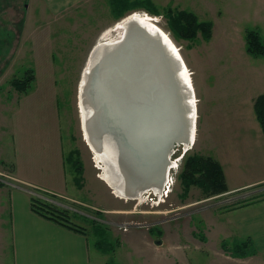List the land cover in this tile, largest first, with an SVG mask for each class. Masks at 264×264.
<instances>
[{"label": "rangeland", "instance_id": "374dc122", "mask_svg": "<svg viewBox=\"0 0 264 264\" xmlns=\"http://www.w3.org/2000/svg\"><path fill=\"white\" fill-rule=\"evenodd\" d=\"M134 14L148 15L176 46L193 91L192 68L207 77L211 122L219 126L229 120V129L248 133L244 140L238 134L226 137L222 145L175 146L167 190L161 197L146 192L141 201L117 199L101 181L83 140L78 108V85L90 52L117 38L116 28ZM248 31L258 32L264 42V0H0V125L9 126L14 137L27 140L32 133L34 150L28 155H36L38 169L31 182L46 191L31 196L74 216L73 223L86 232L92 264L95 259L106 264H264L250 241L221 240L219 221L224 212L264 201V182L209 196L197 181L196 167L195 184L183 175L190 158L217 154L230 182L259 177L248 174L254 163L264 169V144L250 103L264 96V57L246 52ZM206 59H212L208 66ZM27 84L25 91L17 89ZM163 84L167 90V81ZM212 109L221 113L219 121ZM58 111L61 145L55 136ZM60 153L66 161L59 166L63 176L40 167L43 155ZM235 163L245 167L240 174ZM9 167L0 165V189L11 188L7 184L25 188Z\"/></svg>", "mask_w": 264, "mask_h": 264}, {"label": "bare ground", "instance_id": "6f19581e", "mask_svg": "<svg viewBox=\"0 0 264 264\" xmlns=\"http://www.w3.org/2000/svg\"><path fill=\"white\" fill-rule=\"evenodd\" d=\"M116 30L117 38L93 47L80 77L83 140L114 197H161L172 146L195 142L193 87L179 50L148 15L128 16Z\"/></svg>", "mask_w": 264, "mask_h": 264}, {"label": "crops", "instance_id": "0c3cea01", "mask_svg": "<svg viewBox=\"0 0 264 264\" xmlns=\"http://www.w3.org/2000/svg\"><path fill=\"white\" fill-rule=\"evenodd\" d=\"M208 60L212 59H206L204 63L207 66ZM191 62H193L192 59ZM192 69L196 73L194 91L197 100L194 145L200 143L199 141L203 142L204 145L208 143L222 145L226 143L227 138L236 136L237 134L238 137H241V140H244L248 136L247 131L244 132V129L235 131L231 130V128L229 129V120L226 124H219V126L211 122V109L207 105L209 88L204 81L207 77L202 79L199 73L196 72L197 68L193 67ZM58 98L57 90V100ZM250 99L252 110H254V98ZM58 116L60 117L59 111L55 136L61 145L63 136L62 130L60 132ZM213 116L216 121H219L221 113L213 112ZM257 123L259 127L258 131H256L257 137H259L260 144H264V136L258 121ZM8 128L9 126L0 125V165L2 163L9 165V169L16 182L25 185V188L22 186L18 187V184H7L11 188L1 187L0 189L4 190L0 198V264H92L86 232L83 234L65 228L31 211L30 198L33 192L35 190L46 191L34 186L31 182L32 176L37 173L38 169L36 155H28V153L34 150V147L31 145L34 144L35 140L32 133H29L27 137L28 142L24 137L19 138L18 134L14 137L7 130ZM15 144H17L16 149H14ZM201 146L202 144L198 145L199 153L204 154L202 153L203 147ZM18 147L23 152V155L26 156L19 154ZM206 152L209 155L207 150ZM217 155L212 158L217 160L221 165L227 186L225 194L239 192L264 182L263 166L257 167L256 163L250 166L248 174L251 173L259 177L254 178V180L249 178L242 181H228L223 166L225 164H223ZM39 163L41 164V168L54 170L58 175L63 176L59 166L65 167L66 161L61 153L58 156L50 154L48 157H45L43 155ZM235 166V171L237 170L239 174L241 172L240 167L245 168L236 163ZM254 166L257 169H254ZM70 173L72 176L71 171ZM71 179L72 183H74V176ZM47 191L51 193V191ZM52 194L55 195L54 193ZM219 217V221L223 227L221 240L225 239L228 243L234 241L245 242L248 240L251 242L256 255L264 257V201H257L242 208L232 209L231 211L222 213ZM97 260H94L95 264H101L102 261L103 264H106V260L101 259L100 263ZM147 264L155 263L148 262ZM157 264L163 263L158 262Z\"/></svg>", "mask_w": 264, "mask_h": 264}, {"label": "trees", "instance_id": "16d2710c", "mask_svg": "<svg viewBox=\"0 0 264 264\" xmlns=\"http://www.w3.org/2000/svg\"><path fill=\"white\" fill-rule=\"evenodd\" d=\"M185 15V14H183ZM188 16V15H187ZM189 25V24H188ZM246 52L253 56L264 57V42L256 31H248L246 33ZM17 87L21 92L26 90V87ZM254 112L259 122L261 131L264 136V96L259 95L254 99ZM199 172L198 183L204 188L206 195L219 196L227 192L225 178L219 163L211 157H199L195 160L190 158L185 165L183 173L185 181L188 183H196L194 181L193 170ZM30 208L36 215L54 222L60 226L71 229L73 231L85 234L83 227L73 223L72 218L67 210H60L55 204L48 201H41L39 198L31 196Z\"/></svg>", "mask_w": 264, "mask_h": 264}, {"label": "flooded vegetation", "instance_id": "af4514ba", "mask_svg": "<svg viewBox=\"0 0 264 264\" xmlns=\"http://www.w3.org/2000/svg\"><path fill=\"white\" fill-rule=\"evenodd\" d=\"M178 144H176L175 146H177ZM175 146L173 147V149H172V152L169 154V160H171V157H172V154L174 153V149H175ZM97 167H98V165H97ZM98 169H99V167H98ZM171 169V168H170ZM168 176V175H167ZM168 184V181H166V183H165V186Z\"/></svg>", "mask_w": 264, "mask_h": 264}, {"label": "water", "instance_id": "95a60500", "mask_svg": "<svg viewBox=\"0 0 264 264\" xmlns=\"http://www.w3.org/2000/svg\"><path fill=\"white\" fill-rule=\"evenodd\" d=\"M92 66H93V65H92ZM93 69H94V66H93ZM97 79H98V75H97ZM146 126H148V125H146ZM146 126H145L144 128H146ZM188 130H189V129H188ZM175 145H176V144H175ZM175 145H174V146H175ZM174 146H172V148H173Z\"/></svg>", "mask_w": 264, "mask_h": 264}]
</instances>
